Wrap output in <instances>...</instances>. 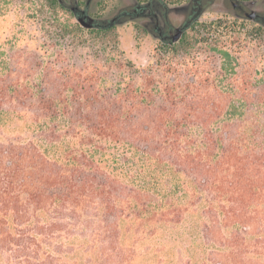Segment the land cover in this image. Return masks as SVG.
<instances>
[{
  "label": "trees",
  "instance_id": "16d2710c",
  "mask_svg": "<svg viewBox=\"0 0 264 264\" xmlns=\"http://www.w3.org/2000/svg\"><path fill=\"white\" fill-rule=\"evenodd\" d=\"M64 56L0 51V264H264V70Z\"/></svg>",
  "mask_w": 264,
  "mask_h": 264
},
{
  "label": "rangeland",
  "instance_id": "374dc122",
  "mask_svg": "<svg viewBox=\"0 0 264 264\" xmlns=\"http://www.w3.org/2000/svg\"><path fill=\"white\" fill-rule=\"evenodd\" d=\"M54 10L46 0H0V51L17 54L24 49L30 54H63L56 64H74L78 67L90 62L103 70L130 62L135 67L155 63L159 56L171 49L184 52L200 50V59L215 55L220 50L232 51L240 65L264 70V24L237 17L229 4L214 0L191 21L179 42L173 45L154 38L143 27L142 18H133L114 24L106 31L86 29L77 22L73 7L86 10L87 15L100 22H111L120 11L147 0H59ZM172 26H181L185 7L190 0H163ZM249 9L264 14V0H237ZM5 10V11H4ZM78 26L80 31H71ZM67 28V30H65ZM219 62V61H218Z\"/></svg>",
  "mask_w": 264,
  "mask_h": 264
},
{
  "label": "flooded vegetation",
  "instance_id": "af4514ba",
  "mask_svg": "<svg viewBox=\"0 0 264 264\" xmlns=\"http://www.w3.org/2000/svg\"><path fill=\"white\" fill-rule=\"evenodd\" d=\"M214 0H190L188 6L185 7V16L180 28L187 27L191 21L204 9L206 5H209ZM227 5L229 4L232 11L237 17H245L246 14L254 12L248 8L242 2L237 0H223ZM89 0H85V6H87ZM74 14L78 17L82 15V10L74 6ZM169 8L163 0H149L147 2H140L135 4L132 8L120 11L111 22H100L95 20L92 22L93 26L105 25L107 23L116 24L119 22H125L133 18H142L146 22L143 23V27L152 34L154 38L159 39L161 42L168 43L171 35L175 31V27L170 24L167 19ZM256 14L254 21L264 24V14ZM185 31V29H184ZM183 31V32H184ZM183 34V33H182Z\"/></svg>",
  "mask_w": 264,
  "mask_h": 264
},
{
  "label": "water",
  "instance_id": "95a60500",
  "mask_svg": "<svg viewBox=\"0 0 264 264\" xmlns=\"http://www.w3.org/2000/svg\"><path fill=\"white\" fill-rule=\"evenodd\" d=\"M256 14L254 12H250L248 14H246L245 18H247L248 20L253 21L255 19ZM95 20L90 18L87 13L86 10L82 11V15L77 17V22L84 28L86 29H90L92 28V22H94ZM187 27L184 28H176L174 33L171 35L170 40L168 42V44H174L176 43L182 36V33L184 31V29H186Z\"/></svg>",
  "mask_w": 264,
  "mask_h": 264
}]
</instances>
